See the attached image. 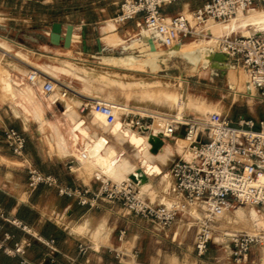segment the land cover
<instances>
[{
  "label": "crops",
  "instance_id": "crops-1",
  "mask_svg": "<svg viewBox=\"0 0 264 264\" xmlns=\"http://www.w3.org/2000/svg\"><path fill=\"white\" fill-rule=\"evenodd\" d=\"M206 2L188 0L178 11L173 10V6H168L164 8V12L169 16L179 13L191 15L196 8ZM102 11L103 16L94 20H82L80 24L74 21L67 22L77 27L76 33L79 36L78 40L74 39L70 49L51 45L48 41L35 42L39 39L38 33L30 34L33 37L32 41L11 39L8 43L6 39L0 40V46L9 51L0 54L4 57L2 65L8 64L9 68L17 74L14 75L10 70L5 69L11 74L14 95L5 94L0 83V98L3 99L0 100L2 105L0 111V238L9 234L13 237L9 241L10 245L26 244L25 258L29 264H220L223 260L225 261V258L234 260L229 237L220 238L219 244L222 248L218 256L213 257L214 262L206 259L213 254L212 251L203 258L197 257L194 246L197 223L187 221L186 219L190 218H185V214L171 227L162 230L150 220L129 212L119 201L99 199L97 206L91 207L80 204L77 196L61 194L57 187L42 184L32 189L29 186L28 164H33L41 172L54 175L64 187L80 191L87 190L88 197H93L101 189V183L95 178L96 173L101 172L111 178L125 180L129 179L132 173L143 169L148 173L149 180L140 184L138 188L146 200L154 204H169L179 198L171 168L175 160L187 155L185 140L180 138L183 145L180 151L173 137L163 135V145L157 152H153V145L147 146L145 140L151 133L157 134L155 123L160 121L156 115L154 118H145L146 124L151 125L150 132L141 134L130 130V133H125V137H121L112 128L113 122L117 120V114L107 116L99 109L98 102H107L115 106L117 109L114 112L118 111L119 120H121L116 127L126 131L128 128L123 125L126 113L132 112L130 116L134 114V117H138L139 113L147 114L143 110L149 109L145 107V101L142 98L139 99V95L126 97L120 103L110 99L98 88L101 85L112 88L113 80L127 83L139 82L136 79L137 76L146 77L145 75L151 71L150 67L149 71H141L121 62L129 56L146 58L140 54L144 53L145 49L150 51L151 44L154 42L143 40L144 22L141 17L117 23L114 18L119 9L113 14L105 13V9ZM108 21L114 22L115 31L126 40L124 45L114 47L103 41L102 27ZM54 22L65 23L62 20ZM52 24L48 31L51 30ZM192 25L199 30V25L193 19ZM200 26L204 27L202 31L205 32L207 24ZM83 27L86 28L88 46L92 50L83 49ZM239 28L242 27L228 32L222 31L220 36L240 34ZM148 32L152 35L155 31L148 30ZM208 33L213 35L211 31H207L204 35H192L173 47L194 40L209 39L212 35ZM30 35L26 36L30 38ZM98 39H101L103 46L102 54L98 51ZM155 40L160 42V48L167 47L159 39ZM16 48L21 50L16 51ZM208 48L219 51V41L217 40L211 47L208 46L204 50ZM14 50L16 51L14 57L20 61L19 63L8 62V58L10 59L8 55H11L10 52ZM52 59L69 60L87 70L90 74L84 76L87 81L70 75H64L66 79H61L60 76L48 73L40 67V64L52 63L50 62ZM190 63L193 64L191 61ZM232 66L237 72L242 69L248 76L245 67L235 58L230 60L228 69L218 70L212 68L205 57L204 65L191 75H204V80L208 81L204 82L202 96L217 107L219 110L217 118L234 122L242 116L254 118L246 113L235 111L238 97L244 94L230 83L228 75ZM34 69L48 75H38L36 80L32 81L29 79V74ZM92 71H100L101 74L91 75L94 74ZM180 75L186 74L180 73ZM215 75L218 77L227 75L235 96L232 101L225 94V89L219 86V78L216 77V80ZM45 76L54 78L58 82L52 93L46 94L43 90ZM215 80L218 81L216 85L209 84ZM183 81L186 82V79ZM247 82L249 84V90H247L249 94H252L249 77ZM199 84L200 82H197V86ZM64 86L70 90L66 97L62 96ZM210 87L216 90V97ZM125 91L135 92L136 90ZM69 105L72 109L68 108ZM198 113L194 111L195 116L186 113L183 117L206 120L211 118L209 115L202 113L198 115ZM231 113L234 120L228 118ZM176 115L182 117L178 112ZM103 118L114 120L107 122ZM160 123L158 127L161 126ZM7 127H14L25 134L27 138L25 157L15 156L8 149L5 143ZM185 128V124H179L176 134L183 137ZM169 146L171 152L168 151ZM92 152L96 155H92ZM145 152L149 155L147 156ZM118 157L120 159L114 165L115 168L120 167L113 173L109 166ZM158 177L159 181H156ZM230 212L220 217L218 222L226 219ZM191 213L198 215L194 210H191ZM13 219L22 221L30 228V231L14 225ZM123 230L126 234L123 240H120L119 236ZM191 231L193 237H186ZM228 233L234 232H225V235ZM82 246L87 247L85 252L82 251ZM135 251H139L137 257L133 255ZM254 251L253 248L251 252ZM254 257V254L251 257L249 255L248 259L242 263L251 261L254 264L257 262L264 264L262 246L258 256ZM0 264L22 263L19 257L9 256L0 250Z\"/></svg>",
  "mask_w": 264,
  "mask_h": 264
},
{
  "label": "built area",
  "instance_id": "built-area-1",
  "mask_svg": "<svg viewBox=\"0 0 264 264\" xmlns=\"http://www.w3.org/2000/svg\"><path fill=\"white\" fill-rule=\"evenodd\" d=\"M176 0H122L114 21L124 23L141 17L148 30L157 31L163 38V44L173 47L192 35H204L192 25H206L209 20L229 21L239 12L259 6L264 0H209L196 8L191 15L179 13L169 16L164 7ZM219 51L228 54L231 59L239 60L245 67L250 86L257 91L264 103V35L249 34L223 35L219 39ZM5 54H3L4 56ZM4 57L0 55V66ZM38 75H48L34 69L29 79L35 81ZM46 77V76H45ZM58 85L54 78L46 77L43 90L52 93ZM70 93L63 87L62 96ZM99 109L107 116L114 114L115 107L107 102H98ZM2 105L0 104V111ZM130 112V111H129ZM126 113L123 125L135 132H150L145 118L154 115L138 114V117ZM179 124H185L183 137L176 134ZM166 137H173L177 144L180 138L187 141V149L192 158L181 157L174 161L171 174L175 180L179 198L169 204H154L146 200L139 191V185L131 179L116 181L99 172L95 178L101 183V189L93 197L88 191H80L60 184L57 177L41 172L33 164L27 165L29 186L36 189L45 184L59 189L61 194L79 197L82 205L97 206L99 199L119 201L131 213L150 220L162 230L168 229L181 214H188L197 223L194 246L197 257L203 258L209 252L218 219L233 210L236 205H249L264 211V118L242 116L238 121L227 119H186L177 115L165 119L162 131ZM5 143L11 153L25 157L27 138L14 127L5 129ZM25 159V158H24ZM26 161V159H25ZM195 209L198 215L191 213ZM12 223L26 231L30 228L19 219ZM126 231L120 233V240ZM232 244V255L237 263L246 261L256 245L264 242L262 232L228 233ZM13 237L6 234L0 238V250L12 257H19L22 264L26 260V244H9ZM87 247L82 246L85 252ZM134 257L139 251L134 252Z\"/></svg>",
  "mask_w": 264,
  "mask_h": 264
},
{
  "label": "rangeland",
  "instance_id": "rangeland-1",
  "mask_svg": "<svg viewBox=\"0 0 264 264\" xmlns=\"http://www.w3.org/2000/svg\"><path fill=\"white\" fill-rule=\"evenodd\" d=\"M120 1L121 0H0V40L6 39L8 43L11 42L10 41L11 39L17 41L31 40L26 37L27 34H37V33L45 34L49 30L51 24L56 20H62L65 23L69 21H74L77 24H80L82 20H88V19L94 20L97 19L99 16H103L104 14V12L102 11L103 9H105V13L113 14L115 11L119 9L121 3ZM186 1L188 0H176L173 3L166 5L164 8L168 6H173L174 7L173 10L178 11L183 7ZM206 1L209 0H204V2ZM255 10L264 12V7L259 6L256 7ZM245 14L249 16V10L245 11ZM229 21L225 23H228ZM213 22H218V21H213ZM111 23L114 22L108 21L107 24H105L102 27V31L106 26H108ZM238 27H242L238 29V32L240 34L247 35L251 32L260 31L264 35V22H258L257 20H252L247 18V22L245 23V25L242 26L240 23H238ZM206 30L208 31L207 28ZM41 41H45V40L39 38L38 41L35 42H41ZM103 41L106 44H109L114 47H118L126 43V40L121 36L120 38L115 40L106 41L103 39ZM136 43L137 42H135V44ZM168 48L161 47L162 50H168ZM15 50L20 51L21 49L16 48ZM15 50L10 52L11 55H8L10 57V59L8 58V62H12V63L14 61L17 63L20 62L18 59L14 57L16 53ZM140 55L147 57L146 56L147 54L145 52L141 53ZM96 59L97 58H95V60ZM50 62L52 63L46 65L40 64V67L43 70L47 71L48 73H52L60 76L61 79H66L64 75H70L77 78L76 75L78 73L90 75L87 70L76 66L74 63H72L69 60L52 59ZM191 68L192 65L190 61H188L184 56L172 55L170 57H167L166 60L161 63V66L158 71L154 72L152 70L151 71L147 70L149 72L148 74L145 75L146 77L137 76L136 79L139 80V82L127 83L119 80L117 81L113 80L112 88L109 89L101 85L99 86L98 89H100L102 93L108 95L110 99L120 103L126 97H134L139 95L138 96L139 99L142 98L143 101H145L144 102L145 107L151 110V111L143 110L144 113L150 115H152L151 112L153 111V113L156 112L162 115H166L168 117V116H175L178 112V114L183 117L184 114L186 113L188 115L191 113V116L192 115L195 116L197 113L194 114V111H198L199 113L203 112L202 114L204 115H209L214 120L218 117L219 110H217V107L214 104L208 102L202 96L204 95V82L206 83L208 81L204 80V75H191L192 73ZM4 69H8L12 72V74L17 75L9 68L8 64L1 65L0 73ZM229 72L230 75H228V77L231 85L233 87H238L239 91H242L244 94V95L241 94V96L238 97L237 102L235 104V108H236L235 111H240L242 114L246 113L248 116L254 118L264 117V103L260 101L259 94L257 93V91H255V89H253V91L255 92V96H252V94L251 93L249 94L248 92L249 90L248 89L249 84L247 82L248 76L244 73L242 69L239 70V72H237L234 66L230 67ZM92 73H94V75L101 74L100 71H95V72L92 71ZM180 73H184L186 75L182 76L180 75ZM8 74L9 75H5V76L10 82H12L10 76L11 74L9 72ZM152 75H154V77ZM231 75H234L235 80H232ZM216 77L218 76L215 75V78ZM218 78L220 81L219 86L225 89V94L228 97H230V101H232L235 98V96L234 93H232L233 87L229 84L227 75L219 76ZM184 79H186V82L183 81ZM81 80L87 81L86 79H81ZM216 80L215 82H209V84L216 85V83L218 82ZM197 82H200L199 86H197ZM210 89L212 93H214V97H216V93H217L215 92L216 90L212 87H210ZM125 90H130V91L136 90V91L128 92ZM3 91L5 92L4 89ZM22 92H24V90H22ZM230 93H232L231 96ZM159 94L160 95L163 94L165 97L166 96L167 97L166 98L161 97L159 96ZM167 94H169L170 96H168ZM153 95L154 96L157 95V96L154 97ZM148 96L150 97L148 98ZM176 96L178 98H182V100L187 99L190 101H204L206 104L210 105L215 110L213 112H205V111L200 112V110L191 107L193 105L184 102H182L184 104L182 105L180 103L181 101L177 100L179 102H176V100L174 101L173 99H171ZM0 100L2 101L3 99L0 98ZM1 103L3 104V102ZM98 113L99 112L97 111V114ZM115 113L117 114L116 117L117 120L114 122H113L114 120L113 118L110 119L103 118L107 122H113L112 128L114 132L118 131V126L116 127V124H119V122H121V120H119L118 111L116 110ZM228 118L234 120L233 114L232 113L229 114ZM163 121L164 120H161L160 123L162 128L164 125ZM156 123H155V127L158 126V122ZM120 131H122L124 134L126 132L130 133V129H128V131L120 129ZM155 131L159 133L160 130L155 129ZM177 149H179L180 151L183 149V145L180 142V139L177 142ZM157 180L159 181V177L156 178V181ZM240 209L247 214V219L245 221L242 219L240 220L237 214V211ZM254 209L264 219L263 210L257 207L254 208L249 205L239 204L236 205V207L233 210H231V212L228 214L229 216L226 217V219L224 220L222 219L221 221L218 222L216 228L217 230L213 236V241L209 249V252L212 251L213 254L209 255L206 258L207 260H210L212 262L215 261L213 257L218 256V254L221 251L222 247L219 244L221 241L220 238L225 237V232L246 231V232L256 233L260 231V230L254 231L251 227L250 214L251 211ZM180 217H183V214L179 215V218ZM184 217L190 218V219H186L187 221L189 220L194 221L188 214H185ZM259 229L263 230L261 232H263V236H264V227H260ZM186 237H193V232L192 231L188 232ZM261 246L264 248V242L254 247L255 251L253 253L251 252L250 257L252 254H254L255 255L254 258H256L261 249ZM220 264H237V263L232 259L230 260L228 258H225V261L223 260ZM240 264H254V263L249 261L247 263H240ZM255 264H259V263L257 262Z\"/></svg>",
  "mask_w": 264,
  "mask_h": 264
},
{
  "label": "bare ground",
  "instance_id": "bare-ground-1",
  "mask_svg": "<svg viewBox=\"0 0 264 264\" xmlns=\"http://www.w3.org/2000/svg\"><path fill=\"white\" fill-rule=\"evenodd\" d=\"M247 18L252 19V20H257L258 22H264V12H262V11L260 12V11L255 10V8H251V9H249V16H247V14H245V12H239L236 16H234L232 19H230V21L228 23H225L227 21L213 22V21H217V20H209L207 22L206 28L208 29V31H211L213 33V36L209 40L202 39V40H196V41H192V42L185 43V44L182 43V44H179L178 47H176V48L170 47V49H168V50H162L160 48V46H161L160 42L153 40L154 42L151 44L152 48L150 49V51H147V49L144 50V52L147 54L146 58L129 56L126 58V60H124V61L122 60L121 64L127 65L128 67H131V68L142 70V71H147L148 68L150 67L152 71L156 72L159 70L161 63L164 62L167 57H170L172 55H181V56H184L185 58L189 59L193 63L192 64V72H195L201 65H204V57H203L204 55L202 56V54H204L203 53L204 48H206L208 46L211 47L213 45V43H215L221 37L220 34L222 33V31L234 30L238 27V23H240L242 26L245 25V23L247 22ZM193 24H194V22H193ZM115 28H116V25L114 23H111L108 26H106L103 29V32H104L103 39L106 41H110V40H115V39L120 38V35L115 31ZM202 28L204 30V27L198 26L199 30H202ZM206 32H207V30H206ZM218 33H219V35H218ZM143 35H146L149 38H152V35L150 32H148V30L144 29ZM37 37L38 38L39 37L46 38V34L38 33ZM27 38H28V36H27ZM78 38H79L78 34L77 33L74 34V39H78ZM29 39L33 40V37H31V35H30ZM204 46H206V47H204ZM2 52H9V51L0 46V54ZM112 61L115 62V60H111V62ZM2 69H3V67H2ZM0 75H1L0 76V79H1L0 83L3 84L2 86H3V89L5 90V93L14 95V93H15L14 87H13L14 85L5 76V75H9L8 70H5V69L2 70ZM85 75L86 74L78 73L76 76L79 79H86L84 77ZM91 75H94V74H91ZM231 77H232V80H235L234 75H231ZM99 79H100V77H99ZM251 88L253 89V87H251ZM167 95L170 96L169 94H167ZM252 95H255L254 91H253ZM156 96H154V97H156ZM159 96L164 97V98L167 97V96L165 97L163 94H161V95L159 94ZM149 97L150 96H148V98ZM171 99H173L174 101L176 100V102L181 101L180 103L182 105H184L182 102L193 105L191 107H194L195 109L200 110V112L201 111L213 112L215 110L213 107L206 104L204 101H190L187 99L182 100V98H178L177 96L173 97ZM177 100H179V101H177ZM69 104H71V103H69ZM119 105L121 106V104H119ZM71 107H72L71 105L68 106L69 109H72ZM115 109H117V108L115 107ZM72 112H74V111H72ZM114 114H115V112H114ZM151 114L156 115V117L159 118L160 122H161V120H164L163 122L165 123V119L167 117L166 115L156 114L153 112H151ZM179 118H182V117H179ZM160 122H158V123H160ZM160 127L161 126L159 125V127L157 126V127H155V129L160 130ZM115 133H118L119 135H121V137H123V136L125 137V134L122 131H120V129H118V131H116ZM145 141L147 142V146H149L150 142L148 141V138H146ZM185 143H186V150H187V152H186L187 155H185V158L191 159L193 153H192V151L187 149L188 144H187L186 140H185ZM168 151L171 152L170 146L168 147ZM146 154H147V156L149 155L148 153H146ZM92 155H96V154H94L92 152ZM119 159H120V157H118L112 163H110L109 167L113 173L117 172L118 167H120V166H118L117 168H115V165H114L115 163H117V161H119ZM112 179H114V178H112ZM114 180L122 181V180H118V179H114ZM192 210L196 211L195 209H192ZM196 213H197V211H196ZM237 214H238L240 220L242 219L245 221L247 219V214L243 210H241V209L238 210ZM250 221H251V227L253 230H255V231L260 230L259 232L263 231L259 228L264 227V219L257 213V211L255 209L251 211ZM262 234H263V232H262Z\"/></svg>",
  "mask_w": 264,
  "mask_h": 264
},
{
  "label": "water",
  "instance_id": "water-1",
  "mask_svg": "<svg viewBox=\"0 0 264 264\" xmlns=\"http://www.w3.org/2000/svg\"><path fill=\"white\" fill-rule=\"evenodd\" d=\"M144 29L148 30V27L145 24H144ZM76 31H77V27L72 23L54 22L52 24L51 30L45 33L46 38H41V37L39 38L48 41L51 45L64 46L65 48L70 49L73 46L74 34H76ZM204 33L207 34L206 31ZM256 33L262 34V32L260 31H256ZM208 35H212V34L208 33ZM155 39H159L161 42H163V38L160 36V34L157 31L153 32L151 39L146 35L143 36V40L145 42L148 41L152 42ZM97 45H98L99 53L102 54L103 46L101 43V39L97 40ZM82 46L85 51L92 50L88 46L87 31L86 28L84 27L82 28ZM176 47L178 46H175L174 48ZM168 49H170V47ZM203 53L206 61L210 64L212 68L218 70H226L229 68L231 57L228 54L221 51L212 50L210 48L205 49ZM148 141L150 142V144L153 145L152 151L157 152L158 149L164 143L163 134L161 132L157 134L151 133L148 137ZM129 179L133 180L138 185L143 184L149 180L148 173L145 170L143 171V169H139L136 171V173H132Z\"/></svg>",
  "mask_w": 264,
  "mask_h": 264
},
{
  "label": "trees",
  "instance_id": "trees-1",
  "mask_svg": "<svg viewBox=\"0 0 264 264\" xmlns=\"http://www.w3.org/2000/svg\"><path fill=\"white\" fill-rule=\"evenodd\" d=\"M264 118V117H263Z\"/></svg>",
  "mask_w": 264,
  "mask_h": 264
}]
</instances>
